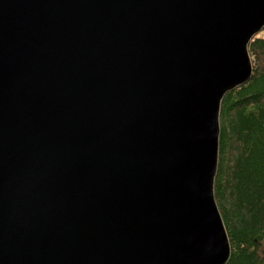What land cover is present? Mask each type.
Instances as JSON below:
<instances>
[{"label":"water","instance_id":"water-1","mask_svg":"<svg viewBox=\"0 0 264 264\" xmlns=\"http://www.w3.org/2000/svg\"><path fill=\"white\" fill-rule=\"evenodd\" d=\"M264 0H0V264H227L220 112Z\"/></svg>","mask_w":264,"mask_h":264},{"label":"trees","instance_id":"trees-1","mask_svg":"<svg viewBox=\"0 0 264 264\" xmlns=\"http://www.w3.org/2000/svg\"><path fill=\"white\" fill-rule=\"evenodd\" d=\"M261 34L248 48L253 65L251 80L229 92L221 105L214 194L231 245L227 264H264V36Z\"/></svg>","mask_w":264,"mask_h":264},{"label":"rangeland","instance_id":"rangeland-1","mask_svg":"<svg viewBox=\"0 0 264 264\" xmlns=\"http://www.w3.org/2000/svg\"><path fill=\"white\" fill-rule=\"evenodd\" d=\"M261 35L264 36V33H262Z\"/></svg>","mask_w":264,"mask_h":264}]
</instances>
